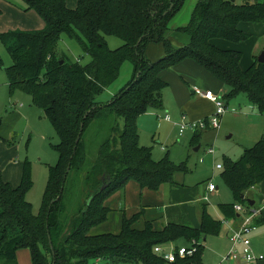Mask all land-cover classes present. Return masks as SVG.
Wrapping results in <instances>:
<instances>
[{
    "label": "trees",
    "instance_id": "1",
    "mask_svg": "<svg viewBox=\"0 0 264 264\" xmlns=\"http://www.w3.org/2000/svg\"><path fill=\"white\" fill-rule=\"evenodd\" d=\"M15 5L13 0H4ZM185 0H77L75 9L66 0H21L22 11H34L44 26L38 31H9L0 34L11 60L6 69L11 93H26L34 107L50 123L58 143L53 145L57 162L49 168L40 204L34 214L26 199L32 187L27 161L20 183L12 187L0 175V264H18L16 253L26 250L31 264H201L203 242L216 235L220 222L212 219L201 204L198 228L166 224L155 230L150 222L141 229V217L122 215L116 234L91 235L110 213L105 201L122 191L128 181L140 189L157 191L163 184L176 185L174 176L186 174L184 164L167 158L154 161L151 150L139 145L137 119L162 107L166 83L158 75L190 59L221 82L226 99L245 95L264 113V64L254 57L250 67L240 68L241 53L222 50L213 40L241 43L249 34L240 23L264 24V0H198L186 26L172 31L181 46L169 41L168 24ZM61 35L74 40L90 57L89 62L56 57ZM114 36L122 45L110 50L105 37ZM149 44H161L164 56L147 59ZM264 51V50H263ZM124 60L132 63L129 84L103 104L102 93L114 83ZM227 102V101H226ZM227 106V105H226ZM121 121V123H119ZM98 140L88 156L87 137ZM197 143L199 134L193 137ZM3 141V140H2ZM14 139L8 144L14 145ZM220 177L230 190L234 204H221L226 218H236L233 206L248 207L241 200L264 181V138L245 149L237 161L224 157ZM264 221V220H263ZM198 242L191 257L166 262L155 247L189 246Z\"/></svg>",
    "mask_w": 264,
    "mask_h": 264
},
{
    "label": "rangeland",
    "instance_id": "2",
    "mask_svg": "<svg viewBox=\"0 0 264 264\" xmlns=\"http://www.w3.org/2000/svg\"><path fill=\"white\" fill-rule=\"evenodd\" d=\"M242 2L243 0H236L237 4ZM13 3L17 6H22L23 4L21 0H13ZM76 6L77 0H70L67 4V7L71 10L75 9ZM28 16L30 17L27 19L28 27H34L35 24L41 23L37 14L30 13ZM6 22H10V20L7 16H4L0 21V27L1 23ZM246 26L244 25L242 29L251 34L250 39L246 40V42L234 44L218 39L223 44H232L233 48L236 49L235 51L241 53L240 62L245 69L248 68L247 66L254 60V57L257 58L264 50V24H246ZM21 31L32 30L22 29ZM2 33L4 32H0V34ZM105 41L110 50L118 49L122 45L121 39L114 36L105 37ZM62 54L70 61L80 60L82 63H87L90 60V57L83 52L80 45L74 40L68 39L65 35H61L58 40L56 57H61L63 56ZM10 65V57L5 45L0 40V126L2 130H5L8 125L18 122L14 132L17 142L14 144V148L9 147L7 149V147H4L9 152L0 154V169L5 172L8 170L11 174L19 171L22 176L23 164L27 161L32 187L26 193L25 199L31 204L33 213L38 214L48 179L49 168L57 162V153L52 146L58 143V138L42 111L33 106L31 98L26 93L19 89L11 93L6 71ZM132 71V63L124 60L120 66L117 80L102 93L98 101L103 104L109 103L120 89L129 84L132 78ZM211 92L216 96L222 97L220 92ZM164 95L166 104L172 101L173 93L170 87L165 89ZM226 101L228 102V110L221 116L219 128L213 131L210 129L195 131V134L201 135L197 143L193 138L194 130L192 129L188 128L180 135L179 125L181 118L176 115L173 117V113L169 111L164 114V110H149L150 112L148 111L140 118L138 131L140 145L151 150V156L154 161H160L166 157L173 165H185L187 173L176 174L174 176L176 184H182L183 188L192 191L197 189L198 198L201 199L207 183H214L218 190L213 195L206 194L198 204H207L208 213L214 220L228 221L230 223L228 219L223 217L219 205L234 204L235 200L223 183L220 177L221 171L217 170L216 166L223 165L224 157L237 161L245 149H250L255 143L264 138V113L253 107L245 95H237L231 99H226ZM21 105L23 107L19 109ZM20 115L24 117V120L18 121ZM166 115L169 117L170 122L163 121ZM90 133L87 137L89 141L87 155L93 156L98 140L92 137L93 131ZM10 139L11 135L5 138V140ZM210 149L214 151L213 155L207 154ZM133 183L137 185L133 180L128 181L125 189L128 184ZM118 193H114L106 200L107 202L105 201L108 206L114 208V211L112 210L109 214L107 221L99 225L102 233H118L120 231L121 215L119 214V209L122 205L124 211L127 203L122 198L118 199ZM248 197L258 198L255 200V207L261 206L262 203L260 202L264 204V185L252 188ZM259 217H256L255 220L259 219ZM227 233L226 227L220 226L218 234L206 237L207 239L203 242L204 248L201 258L204 264H220L227 255L228 250H231V243ZM247 237L252 244L264 246V221L262 224H257V229L252 231ZM239 247H236L237 252H239ZM28 259V263L31 264L29 257ZM105 263L92 260L89 264ZM113 263L124 264L118 259L114 260Z\"/></svg>",
    "mask_w": 264,
    "mask_h": 264
},
{
    "label": "crops",
    "instance_id": "3",
    "mask_svg": "<svg viewBox=\"0 0 264 264\" xmlns=\"http://www.w3.org/2000/svg\"><path fill=\"white\" fill-rule=\"evenodd\" d=\"M69 1L70 0H66V6L69 3ZM197 1L198 0H185L180 11L169 22L168 29L170 30V34L168 37L170 43H172L173 46H181V44L177 41V39L173 38L172 31L187 25L190 19V15ZM30 13H35V12L34 11L24 12L17 6H13L4 0H0V14L2 18L4 16H7L8 19L10 20V22L8 23L7 22L1 23L0 32L6 33L9 31H16V30L21 31L22 29L32 30V31L41 30L44 26V23L40 17L39 19L41 23L35 24L34 27H28L27 19L30 18L28 16ZM14 19H16V21H14ZM246 24H253V23H240L238 25V28L241 31L245 32L242 28L244 25L245 27H247ZM245 33L249 34V39H250L251 34L248 32ZM212 44L222 50H234V51L236 50L235 48H233L232 44H223L222 42L218 41V39L213 40ZM145 55L149 61L154 62L164 56V49L161 46V44H149L145 49ZM253 61L254 60H252L247 67H250ZM240 68L242 70H245V68L241 66V62H240ZM158 77L166 83V86L162 90V107L157 111L164 110V114H166L167 111H169L173 113L172 114L173 117H175L176 115V116H180L181 118L182 115H185L189 122H195L201 119L208 118L214 112V104L202 98L201 96L194 94L192 91L193 88H198L202 92L210 91V90L214 92H220L222 94V98H224V95L226 93V89L221 82H219L217 79H215L216 80L215 82L214 77L209 72L201 68L196 62L190 59H186L176 64L175 66L160 72ZM167 87L171 88L173 95H172V101L171 102L169 101L166 104L164 91ZM188 90L190 91L188 92ZM223 100L225 101V99ZM225 103L226 105L228 104V102L226 101ZM22 107H23L22 105L19 106V109H21ZM143 115L139 116L137 119V123H136L137 129H139L138 122ZM19 120H24V117L20 115V117H18V121ZM163 121L170 122V120L169 121L163 120ZM17 123L18 122L14 123L13 125H8L5 130H2V127L0 126V154L9 152V150H5L4 147H7V149L9 147L14 148V145L8 144L7 142L11 141L12 139L13 141L14 139L17 141V137L14 134ZM10 135H11V139L5 140V138H8V136ZM138 136H139L138 141L140 145L139 131H138ZM0 175L2 179L6 183L10 184L12 187H16L20 183L19 180L21 178V175L19 171H16L11 174L10 172H8V170L5 172L2 169H0ZM209 183L210 182L207 183V185L203 190L204 193L203 197L206 194L213 195L218 190V187L215 185L216 186L215 192H208L207 186ZM263 185H264V181L256 185L254 188L261 187ZM183 187L184 186L182 184H176V185L163 184L159 187L157 191H150L147 189H140L138 184L137 185H135L134 183L130 185L128 184L126 189L124 188L122 191H119L118 193V199L120 200L122 198L124 202L127 203V206L124 209V211L121 205V208L119 209V214L121 215L122 218V215L126 217H131L136 213L142 212L141 217L135 224V227L137 229H141L145 222H150L155 230H161L166 224H180L191 228H198L200 207L201 204H205V203H200V204L198 203L200 202V200L203 199V197L201 199L198 198L199 195L197 189L192 191L190 189H186ZM251 190L252 189H250L247 192L246 197L244 196L245 198L247 199L252 198V197H248V195L251 194ZM129 192L131 193L129 194ZM256 199L258 198L253 197L252 199H250L254 202V205L251 206V210L261 208L259 215L256 216V217L260 216L259 219L255 220L256 217L253 218V224L255 225V230L257 229V224H262L264 220V213H263L264 204L263 202H260L262 203L261 206L255 207ZM106 202H105V206H107L110 209V213H111L112 210L114 211V208L108 206ZM243 207H244V213L238 214L235 212V214H237L236 218H226L222 214L223 217H225L230 221V223L228 221L225 222L221 220L219 221L221 226H225L226 229L228 230L227 233L228 238L230 233L229 228L231 227L233 229H237L242 221L243 215L247 213V211L250 209V206L248 207L243 206ZM90 234L99 235L104 233H102L100 226L99 227L97 226L91 229ZM112 234H116V233H112ZM206 239L207 238H205V240ZM251 247L255 252V254H264V246H257L251 243ZM240 250L241 247H239V251ZM19 251H17L16 253L18 264H29L28 257L30 258V255L28 251L26 250H19ZM226 263L245 264L239 258L235 260H231ZM201 264H204L202 259H201ZM258 264H264V261Z\"/></svg>",
    "mask_w": 264,
    "mask_h": 264
},
{
    "label": "built area",
    "instance_id": "4",
    "mask_svg": "<svg viewBox=\"0 0 264 264\" xmlns=\"http://www.w3.org/2000/svg\"><path fill=\"white\" fill-rule=\"evenodd\" d=\"M193 93L201 96L202 98L212 102L214 104V112L203 120L189 122L185 115L181 116V122L179 125L180 135L186 129H192L195 131H204L206 129L217 130L220 126V118L221 116L227 112L228 108L226 106L225 101L222 97L214 95L211 91L202 92L198 88L192 89ZM163 120L169 121V117L166 115ZM207 154L213 155L214 151L212 149L207 151ZM216 169H221L220 165L216 166ZM216 186L214 183H209L207 186L208 192H215ZM234 212L238 214L244 213V207L240 204H235L233 206ZM260 210L250 209L245 213L242 217V221L237 229L229 228V240L231 242V250L229 253L223 258L220 264H225L231 260H235L239 258L245 264H258L264 261V254H255L251 247L250 240L246 237L253 230H255V225L253 224V218L259 215ZM198 242L191 241L189 246L184 245H168V247H155L154 252L161 256L166 262L173 263L178 258H184L186 256L191 257L196 253ZM240 246L241 250L239 252L236 251V247Z\"/></svg>",
    "mask_w": 264,
    "mask_h": 264
},
{
    "label": "water",
    "instance_id": "5",
    "mask_svg": "<svg viewBox=\"0 0 264 264\" xmlns=\"http://www.w3.org/2000/svg\"><path fill=\"white\" fill-rule=\"evenodd\" d=\"M257 63L264 64V51H262L256 59ZM241 200L244 201L248 206H253L254 202L250 199L245 198L244 196H241Z\"/></svg>",
    "mask_w": 264,
    "mask_h": 264
}]
</instances>
